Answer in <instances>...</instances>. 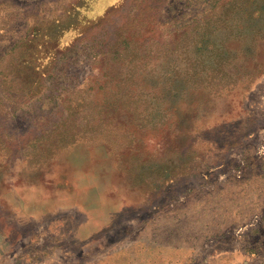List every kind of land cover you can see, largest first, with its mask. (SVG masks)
I'll use <instances>...</instances> for the list:
<instances>
[{
    "label": "rangeland",
    "instance_id": "374dc122",
    "mask_svg": "<svg viewBox=\"0 0 264 264\" xmlns=\"http://www.w3.org/2000/svg\"><path fill=\"white\" fill-rule=\"evenodd\" d=\"M0 264H264V0H0Z\"/></svg>",
    "mask_w": 264,
    "mask_h": 264
}]
</instances>
